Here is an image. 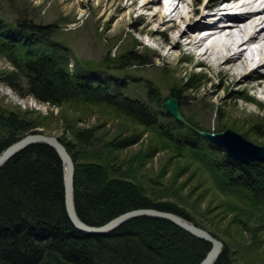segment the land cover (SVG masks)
I'll return each mask as SVG.
<instances>
[{
  "label": "trees",
  "instance_id": "obj_1",
  "mask_svg": "<svg viewBox=\"0 0 264 264\" xmlns=\"http://www.w3.org/2000/svg\"><path fill=\"white\" fill-rule=\"evenodd\" d=\"M49 27L24 20L10 23L0 18V55H6L15 69L2 72L3 81L21 95L54 107L76 111L102 105L119 108L133 122L152 128L151 133L162 143L149 146L140 155L142 160L137 167H142V162L153 154L167 150L174 159L186 160L174 167V184L190 168L189 178L179 183L177 190L181 191L190 177L196 179L190 188V194L197 188L196 194L186 197L193 200V207L205 200L210 188L224 198L215 207L207 208L209 222L215 226L225 218L229 225L242 222L245 212L229 203L228 196L259 209L258 228L264 230V161L239 163L222 149L206 146L200 127L182 115L184 122H178L166 113L172 121L160 125L141 102L109 90L106 84L98 86L92 73H73L54 53L53 45L46 42ZM177 104L179 110V101ZM33 113L6 112L0 107V152L45 125L48 116ZM255 128L264 134L263 124ZM94 130L75 128L70 133L72 140L65 134L58 137L74 161L73 199L80 220L98 226L132 209L156 208L204 227L177 203L155 200L146 194L131 180L127 168L113 161L117 151L136 144L141 133L123 137L117 132L112 139L104 140ZM138 154L134 155L137 160ZM130 163L133 165V160ZM218 208L217 213L211 214ZM207 231L223 242L214 264H234L232 245L213 230ZM210 246L167 220L146 216L129 219L105 234L91 235L76 229L64 207L62 162L47 144L28 145L0 168V264H198Z\"/></svg>",
  "mask_w": 264,
  "mask_h": 264
},
{
  "label": "rangeland",
  "instance_id": "obj_2",
  "mask_svg": "<svg viewBox=\"0 0 264 264\" xmlns=\"http://www.w3.org/2000/svg\"><path fill=\"white\" fill-rule=\"evenodd\" d=\"M111 1L115 0H0V18L10 23L24 20L49 25L50 33L45 40L48 45H53L51 47L54 53L65 61L70 71L83 75L92 73L97 78L98 86L106 84L109 90L141 102L150 109L160 125L172 121L168 113L169 117L166 116L163 102L169 97L176 96L174 98L179 101L180 114L185 120L188 119L189 122L198 125L200 131L214 133L229 128L252 143L264 145L263 132L255 128L260 124L264 125V96L257 89L251 88L254 81L245 84L239 81V77L225 75L224 70L220 72L214 63H199L195 51L184 45L185 41L191 38V33L183 36L179 40L180 46L171 49L167 57L163 56L160 46L170 48L171 43L177 38V32L168 30L169 23H164L168 17L161 15L151 20L148 28L152 29V35H149L140 31V28H144L148 23L145 20L149 16L147 11L135 10V6L141 5L144 0L135 1L134 7H128L133 0H118L122 7L116 13L114 7L104 14V6ZM187 1L191 3L192 0ZM202 1L199 0L197 5ZM179 8L180 13L191 9L190 4L185 3L180 4ZM110 13H115L116 16L109 18ZM140 15L143 18H140ZM122 17L125 20L119 27L118 21ZM174 18L178 21V16ZM209 19L201 20L200 26H204ZM181 27L183 28L184 24L181 23ZM235 32L232 31L234 34ZM225 41L221 46L230 45L231 40ZM205 45L208 46L206 43ZM255 49V46L251 47L252 51ZM227 67L224 65V69ZM258 70L264 71V66L256 69ZM14 71L13 64L7 56L0 55L2 109L18 113L30 110L34 112L33 115L48 116L45 125L37 127V130L57 138L65 134V137L72 140L70 133L75 128L95 129L94 134L100 135L104 140L112 139V135L117 132L123 137L141 133L138 142L125 150L117 151L116 159L113 161L127 168L131 180L140 185L153 199L177 203L203 224L202 228L213 230L229 242L235 249L234 264H264V230L258 228L259 209L227 196L229 203L245 214L242 222L238 224L229 225L225 218L223 222H216L218 226L216 227L209 222V214L206 211L207 208L215 207L217 201L222 198L221 194L210 188V194H207L205 200L193 207V200L188 201L186 197L190 194V188L196 179L190 177V181L186 182L181 191L177 190L179 183L189 178L190 168L186 169L174 184V167L182 165L186 162L185 159H174L171 152L162 150L144 160L142 167L136 166L140 165L139 162L142 160L140 155L149 146L162 145L156 134L154 137L151 133L152 128L138 125L121 113L119 108L110 105L91 107L88 111L81 109L76 111L67 107H54L33 97L21 95L2 80V72L6 74ZM259 81L264 82V79L257 82ZM149 94L153 95L151 101ZM202 138L206 141L204 143L206 146L214 145ZM77 148L82 152L79 144ZM95 150L97 152L98 148ZM222 152L221 150L216 154ZM135 154H138V160ZM132 160L133 165L130 163ZM164 166L165 171L161 172ZM191 166L194 168V165ZM122 175L127 177L126 174ZM200 178L203 179L202 174ZM205 182L211 185L210 181ZM195 190L191 196L196 194L197 188ZM218 211L219 208L212 210L211 214Z\"/></svg>",
  "mask_w": 264,
  "mask_h": 264
},
{
  "label": "bare ground",
  "instance_id": "obj_3",
  "mask_svg": "<svg viewBox=\"0 0 264 264\" xmlns=\"http://www.w3.org/2000/svg\"><path fill=\"white\" fill-rule=\"evenodd\" d=\"M135 1L137 0H133L128 7H134ZM198 2L199 0H192L191 3H188L187 0H171L168 7H166V4H163L160 0H144L141 5L135 6V10L139 12L147 11L149 15L148 18H145L148 23L144 28H140V31L152 35V29L148 28L151 20L165 15L168 18L164 20V23H169L168 30L177 32V38L171 43L170 48L160 46L163 56L167 57L171 49L180 46L179 40L187 33H191V38L186 40L184 45L195 51L194 54H196L199 63H214L220 72L224 70L225 75L239 77V81L245 84L252 80L254 84L251 85V88L260 87L264 93V82H257L262 78L264 79V72L256 71V69L264 66V0H203L197 5ZM183 3L190 4V11L180 13L179 5ZM104 7V14H107L109 9L115 7L114 12L116 13L122 6H120L118 0H115L106 3ZM167 10L168 12H166ZM115 13H110L109 18H114ZM174 16H178V21L175 18L173 19ZM139 17L143 18L141 15ZM206 18L212 20L210 26L215 32H210V35L204 38L199 37L197 33L200 32V22L203 19L206 20ZM124 20L122 17L118 21L119 27L123 25ZM225 21L230 22L232 26L224 28L218 26L220 22ZM181 23L184 24L183 28ZM223 30L228 31L225 37L231 40L230 45H220V48H218L217 43L213 46L205 45L208 39H214L215 35L223 32ZM234 30L236 31L235 34L232 33ZM243 36L248 37L247 41L242 38ZM249 43L259 45V49L257 48L259 60L252 62L250 56H247L249 52L253 56V52L247 48L250 46ZM201 48L203 50H200ZM197 50L200 51L196 52ZM224 65L228 67L224 69ZM251 65L253 66L250 67ZM250 71L253 72L247 73ZM227 85L230 86L229 83Z\"/></svg>",
  "mask_w": 264,
  "mask_h": 264
},
{
  "label": "water",
  "instance_id": "obj_4",
  "mask_svg": "<svg viewBox=\"0 0 264 264\" xmlns=\"http://www.w3.org/2000/svg\"><path fill=\"white\" fill-rule=\"evenodd\" d=\"M163 106L166 113H168L173 119L178 122H184V119L178 110L176 98H167L163 102ZM199 134L209 142L221 148L229 157L233 158L239 163L247 164L252 161H264V145L252 143L232 129L226 128L221 132L214 133L199 131ZM35 143H43L51 146L56 151L62 162L64 207L68 219L76 229L91 235L105 234L114 230L125 221L135 217L146 216L159 218L167 220L182 230L188 232L192 236L211 244L210 249L198 264H214L218 259L222 251L223 242L213 236L206 229L199 227L195 223L173 212L158 210L156 208H136L126 211L98 226L89 225L80 220L76 214L73 199L75 172L74 161L66 150L65 146L55 136L43 134L38 130L24 135L23 137L9 144L0 152V168L17 152L28 145Z\"/></svg>",
  "mask_w": 264,
  "mask_h": 264
}]
</instances>
